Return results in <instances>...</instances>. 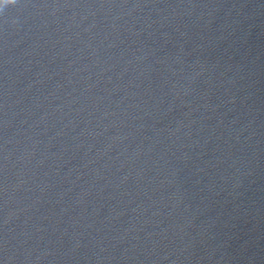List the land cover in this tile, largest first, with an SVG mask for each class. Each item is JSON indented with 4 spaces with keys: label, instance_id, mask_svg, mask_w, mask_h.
Here are the masks:
<instances>
[{
    "label": "clouds",
    "instance_id": "obj_1",
    "mask_svg": "<svg viewBox=\"0 0 264 264\" xmlns=\"http://www.w3.org/2000/svg\"><path fill=\"white\" fill-rule=\"evenodd\" d=\"M15 0H11V3H3V7H0V10L4 9L6 6L13 5Z\"/></svg>",
    "mask_w": 264,
    "mask_h": 264
}]
</instances>
